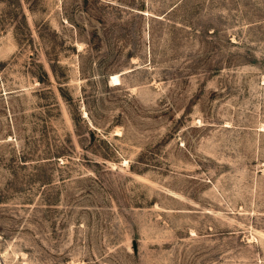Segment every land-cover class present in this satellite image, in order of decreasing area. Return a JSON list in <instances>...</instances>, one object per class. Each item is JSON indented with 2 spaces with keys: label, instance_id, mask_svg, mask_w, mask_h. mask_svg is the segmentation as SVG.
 I'll return each mask as SVG.
<instances>
[{
  "label": "rangeland",
  "instance_id": "374dc122",
  "mask_svg": "<svg viewBox=\"0 0 264 264\" xmlns=\"http://www.w3.org/2000/svg\"><path fill=\"white\" fill-rule=\"evenodd\" d=\"M0 264H264V0H0Z\"/></svg>",
  "mask_w": 264,
  "mask_h": 264
},
{
  "label": "bare ground",
  "instance_id": "6f19581e",
  "mask_svg": "<svg viewBox=\"0 0 264 264\" xmlns=\"http://www.w3.org/2000/svg\"><path fill=\"white\" fill-rule=\"evenodd\" d=\"M119 76L118 75H113L112 76V82H114L115 84H119Z\"/></svg>",
  "mask_w": 264,
  "mask_h": 264
}]
</instances>
